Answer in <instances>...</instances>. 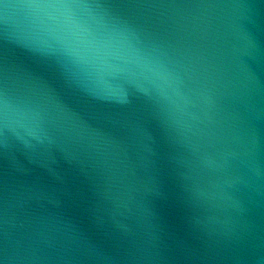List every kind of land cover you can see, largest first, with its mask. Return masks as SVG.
Segmentation results:
<instances>
[{
  "label": "water",
  "instance_id": "water-1",
  "mask_svg": "<svg viewBox=\"0 0 264 264\" xmlns=\"http://www.w3.org/2000/svg\"><path fill=\"white\" fill-rule=\"evenodd\" d=\"M0 264H264V0H0Z\"/></svg>",
  "mask_w": 264,
  "mask_h": 264
}]
</instances>
